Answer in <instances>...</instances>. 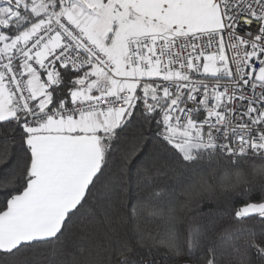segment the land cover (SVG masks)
Masks as SVG:
<instances>
[{
  "label": "snow or ice",
  "instance_id": "obj_1",
  "mask_svg": "<svg viewBox=\"0 0 264 264\" xmlns=\"http://www.w3.org/2000/svg\"><path fill=\"white\" fill-rule=\"evenodd\" d=\"M256 161L264 0H0V264H264Z\"/></svg>",
  "mask_w": 264,
  "mask_h": 264
},
{
  "label": "trees",
  "instance_id": "obj_2",
  "mask_svg": "<svg viewBox=\"0 0 264 264\" xmlns=\"http://www.w3.org/2000/svg\"><path fill=\"white\" fill-rule=\"evenodd\" d=\"M255 163L259 165L264 162L256 161ZM225 171L228 172L230 181L235 182V169L224 166L215 173V177L211 181L213 185L211 189H206V186H202L199 182V177L193 173H185L179 180L168 181L167 183L169 187L176 189V192L181 195V199H187L192 207H196L199 201H205L203 205L205 210L219 209L227 204L230 197V192L222 190L218 183ZM244 171L249 177L252 176V168L249 165L245 166ZM208 219H211L216 224L218 230L232 223V218L223 213Z\"/></svg>",
  "mask_w": 264,
  "mask_h": 264
},
{
  "label": "clouds",
  "instance_id": "obj_3",
  "mask_svg": "<svg viewBox=\"0 0 264 264\" xmlns=\"http://www.w3.org/2000/svg\"><path fill=\"white\" fill-rule=\"evenodd\" d=\"M243 179L244 180H248V181H252V182H255V181H264V176H251V177H249V175L245 173L243 175Z\"/></svg>",
  "mask_w": 264,
  "mask_h": 264
}]
</instances>
